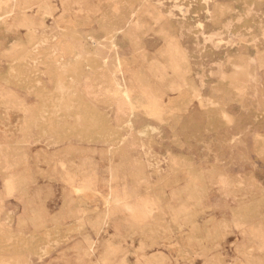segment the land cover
<instances>
[{"label":"rangeland","instance_id":"374dc122","mask_svg":"<svg viewBox=\"0 0 264 264\" xmlns=\"http://www.w3.org/2000/svg\"><path fill=\"white\" fill-rule=\"evenodd\" d=\"M0 264H264V0H0Z\"/></svg>","mask_w":264,"mask_h":264}]
</instances>
